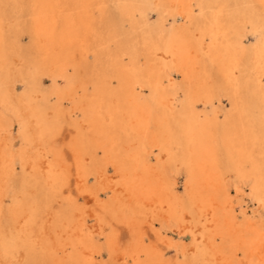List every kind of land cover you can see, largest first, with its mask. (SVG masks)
<instances>
[{
	"label": "bare ground",
	"instance_id": "bare-ground-1",
	"mask_svg": "<svg viewBox=\"0 0 264 264\" xmlns=\"http://www.w3.org/2000/svg\"><path fill=\"white\" fill-rule=\"evenodd\" d=\"M182 175L203 264H264V0H0V264H190Z\"/></svg>",
	"mask_w": 264,
	"mask_h": 264
},
{
	"label": "rangeland",
	"instance_id": "rangeland-1",
	"mask_svg": "<svg viewBox=\"0 0 264 264\" xmlns=\"http://www.w3.org/2000/svg\"><path fill=\"white\" fill-rule=\"evenodd\" d=\"M154 12V13H153ZM152 12V14H151V16H152V19H154L155 17H156V12L155 11H153ZM28 35L26 34L25 36H24V40H25V42H27L28 41V37H27ZM251 38V37H250ZM247 43H249V41H247ZM45 83H46V85L48 86V85H50V80L48 79V78H46L45 79ZM52 100H54V98H52ZM230 107V105H229V102L228 101H224L223 102V104L221 105V108H220V114H222L223 115V113H224V111H226V110H228V108ZM79 120H80V118H79ZM66 127V128H65ZM65 127H63V129H62V131H61V133L63 132V136H65V134H67L68 135V131H70V130H72V129H70V127H68V126H65ZM152 129H155V126H152ZM72 132H73V130H72ZM16 135L19 137V135H18V133H17V128H14L13 129V137H14V142L16 143V145L20 142V138H18V137H16ZM61 136H62V134H61ZM59 137L60 139L63 137ZM58 138V139H59ZM67 139H68V137H67ZM66 139V140H67ZM63 139H61V141H62ZM66 140H64V142L66 141ZM59 142H61L60 140H58ZM48 148V147H47ZM64 153H66L65 154V158L66 157H68L70 160H71V158H72V155H71V151L67 148V147H65L64 146ZM68 149V150H67ZM49 153V152H48ZM155 153L157 154V153H160V151H158V149H156L155 150ZM51 154V153H50ZM161 154V157L162 158H164V155L162 154V153H160ZM67 158V159H68ZM68 159V160H69ZM16 177L18 178V179H21V177H22V174H23V170H22V167L19 165V164H17V167H16ZM71 171H74L75 172V168L73 167L72 169H71ZM71 177H70V179H69V181H68V187H70L71 188V190L74 192V194L70 197L69 195H68V193H70L69 192V190H66V192H65V194H63L64 195V197L62 198L61 197V199L59 200V203H57V205L58 206H60L61 208H62V206H64L65 204H66V202L67 201H72V200H74L75 199V197L77 196V191H75V186H76V177H75V173H73V172H71ZM114 174V175H113ZM110 176H111V179H112V181L114 182V183H116L117 184V182H118V176L115 174V172H114V170L112 169V168H110ZM74 177V178H73ZM231 177H234V174H232L231 175ZM72 179H74L73 180V182L71 181ZM183 175L177 180V191H178V196H179V198L182 200L181 201V203L180 204H182L181 206L182 207H180V208H178V210H179V212H181L182 214H183V216H186V220L184 221V226H185V228H186V230H188L186 233H185V235H184V237L182 238L183 239V243L186 245V251H185V253H179L178 255H179V257L181 258V259H187L188 260V262L190 263V264H203V260H202V258L199 256V254L197 253V250H196V247L194 246V244H193V236H194V238H196V242L197 243H199V245L201 244L202 245V242L204 241V239H205V233H202L201 232V230H203L204 231V225L206 224V222L208 221L207 220V217H205V216H202V217H197L198 218V221H197V219L194 217V215H193V213L191 212L192 210H191V207H190V205H189V201H188V198H187V195H185L184 194V192H183ZM95 179L94 178H92L91 180H90V184H92V185H90L92 188H94V189H96V187H97V185L95 184ZM72 185H71V184ZM96 186V187H95ZM76 193V194H75ZM67 194V195H66ZM110 195V194H109ZM108 195V196H109ZM68 196V197H67ZM104 196V198L105 199H107V197L108 196H105V195H103ZM181 196V197H180ZM80 197V196H79ZM81 198V197H80ZM71 199V200H70ZM79 200H81L82 202H84V200L83 199H79ZM89 200V202H88V204H92L91 202H93V201H90V200H92V199H88ZM80 201V202H81ZM65 202V203H64ZM235 203H234V207H235V211H237V213H238V215H239V217L240 218H242L243 217V215H247L248 217H250L251 218V220L250 221H252L253 223H255V224H257V226H260V227H263L264 228V207L261 205V207L259 206L260 204H257L255 201H253L252 199H250L248 196L245 198V202H243L242 203V207H240L239 205H238V203H237V201H234ZM63 204V205H62ZM62 205V206H61ZM246 206V207H245ZM263 207V208H262ZM190 208V209H189ZM239 208V209H238ZM163 214H164V216H165V218H164V216H163ZM186 214V215H185ZM188 214H192V216H190V215H188ZM262 215V216H261ZM155 218H159L160 220H162L163 221V223H164V225H165V227H168L169 226V222H172V221H170L169 220V217H170V214H169V212H168V208L166 207V208H164V209H162V210H160L159 211V214L156 216H154ZM168 217V218H167ZM189 217V218H188ZM149 218V217H148ZM150 218H153V217H150ZM206 218V219H205ZM167 219V220H166ZM160 220H158V223H157V221L155 222V223H157V226L160 228L161 226H160ZM194 220V221H193ZM187 221V222H186ZM204 221V222H203ZM259 221L261 222V223H259ZM194 222V223H193ZM91 223L92 224H95L96 222H95V220L92 222L91 221ZM172 224H173V222H172ZM186 224V225H185ZM204 224V225H203ZM197 225H199V227L197 226ZM121 227H122V229H121ZM148 227V226H147ZM146 227V229H145V231L146 232H149V233H151V234H149V233H147V241H148V243H157V238H156V236H155V233L153 232V230H151L149 227L147 228ZM156 229H158L157 227H155ZM106 229L108 230L109 229V227H106ZM149 229V230H148ZM176 227L175 226H173V230H175L176 231ZM192 232H191V231ZM123 231V232H122ZM128 232V230H127V228L126 227H124V226H119V229H118V239L120 240L122 237H124V238H122L123 239V241L121 242V240H120V244L123 246V244L122 243H124V246L126 247L128 244H129V241H130V239H131V236H130V233L128 232V233H126V232ZM121 232H122V234H121ZM201 232V233H200ZM123 233H124V235H123ZM126 233V234H125ZM201 235H200V234ZM194 234V235H193ZM196 234V235H195ZM104 235V234H103ZM127 235V236H126ZM153 237H151V236ZM174 235H175V237H174ZM174 235H173V237L175 238V240H177L178 238H179V236H178V234H176L175 232H174ZM105 236V235H104ZM104 236H103V240L105 241V238H104ZM130 236V237H129ZM203 238V239H202ZM185 239H186V242H185ZM190 240V241H189ZM203 240V241H202ZM220 241V240H219ZM191 242V243H190ZM159 243H161L162 244V242L161 241H159ZM188 244V245H187ZM162 245H164V244H162ZM164 247V246H163ZM189 248V249H188ZM190 251H192V252H190ZM171 252H173L172 250L171 251H169V253H167V256L168 255H170V254H172ZM119 253V252H118ZM196 253V254H195ZM198 254V255H197ZM104 255L105 256H107V250L106 251H104ZM115 256H117V257H115V261H116V264H121V262L123 261L124 262V258H123V256L121 255L120 256V254H116ZM120 257V258H119ZM144 257V256H143ZM183 257V258H182ZM123 258V259H122ZM119 259V260H118ZM118 261V262H117ZM121 261V262H120ZM122 262V263H123ZM129 264H132V260H130L129 261ZM175 264V263H174Z\"/></svg>",
	"mask_w": 264,
	"mask_h": 264
}]
</instances>
